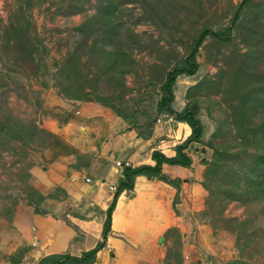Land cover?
Returning a JSON list of instances; mask_svg holds the SVG:
<instances>
[{"label":"rangeland","instance_id":"obj_1","mask_svg":"<svg viewBox=\"0 0 264 264\" xmlns=\"http://www.w3.org/2000/svg\"><path fill=\"white\" fill-rule=\"evenodd\" d=\"M108 1L123 22L111 40L98 22ZM205 29L198 68L177 76L171 101L176 111L193 108L204 129L185 149L190 197L175 208L185 223L162 237L151 262L131 264H264V0H0V264L45 257L17 226L32 214L29 195L47 194L55 215L94 214L55 183L53 164L69 150L74 121L92 145L129 126L160 128L155 139L181 143L159 101L168 72L189 65ZM112 49L124 53L115 67ZM196 172L209 189L194 187Z\"/></svg>","mask_w":264,"mask_h":264},{"label":"crops","instance_id":"obj_2","mask_svg":"<svg viewBox=\"0 0 264 264\" xmlns=\"http://www.w3.org/2000/svg\"><path fill=\"white\" fill-rule=\"evenodd\" d=\"M84 121H88L86 117ZM74 122V132L66 131L68 142L63 141L64 150H69L53 164L55 183L64 199L88 200L92 206L88 205L87 209L90 207L94 214L84 217L72 210L65 217L55 215L54 209L48 207L47 194L40 192L43 199L38 210L33 205L32 214L17 223L22 237L36 243L32 250L38 257L62 253L79 256L94 248L102 240L107 210L124 177L125 167L155 165L152 152L156 149L168 157L176 155L174 140L155 139L160 128H155L154 135L152 133L148 138L142 137L139 130L131 126L122 133L112 128L109 138L97 146L89 140H82L83 133L87 138L90 131L83 130V124L78 120ZM174 125V133L183 137L179 143L183 142L191 134V127L182 121H175ZM117 160H122V165H117ZM189 172L188 166L165 162L162 174L166 179L136 175L133 189H124L117 199L106 245L99 249L92 264H131L140 258L151 262L157 257V244L162 237H166L172 228L181 227L180 223H185L184 215H179L175 208L184 210L190 197L187 192V186L192 185L187 181ZM196 174L193 185L201 189L200 174ZM180 180L184 181L179 192L180 186L176 183ZM112 185L114 190L110 189ZM177 193L181 195L180 202H176Z\"/></svg>","mask_w":264,"mask_h":264},{"label":"trees","instance_id":"obj_3","mask_svg":"<svg viewBox=\"0 0 264 264\" xmlns=\"http://www.w3.org/2000/svg\"><path fill=\"white\" fill-rule=\"evenodd\" d=\"M117 7L116 4L113 1H108L105 4H102L99 12H98V22L101 25H106L105 30L107 31L108 38H105L106 40H111V34L113 35L118 33L121 30V26L123 25V22L118 19L117 13H116ZM227 31H221L220 34H218V37H226L228 34ZM209 30L205 29L202 31L199 35V37L195 40V44L193 49L191 50V53L187 57V65L183 66H175L173 69H171L168 72L167 80L164 83V88L166 93H164L159 101V110L162 112H166L168 115H174L175 119L177 121L186 122L191 127V134L187 139H185L183 142L178 144L176 146V155L173 157L166 156L162 151L156 149L152 152V159L155 160V165H149V164H142L140 166H126L124 169V177L120 180V183L118 185V189L114 195V198L112 200V203L110 204L108 210H107V216L103 224V230H102V240L99 241L96 246L88 251H84L81 255H72L70 253H62V254H50L42 258L40 261V264H92L95 261L96 254L106 245V240L108 238V235L111 230V220H112V212L114 210V207L116 205L117 199L120 195V193L124 189H133L134 187V181L135 177L138 174H146L150 177L156 176L161 179H166V176L162 174V165L163 163H170V164H179L184 166H189V164L192 162V158L190 155L185 153V149L189 147V144L194 140H199L204 129L203 124L196 116L195 110L191 107H186L182 111H176L175 108L171 105L172 97H173V85L176 81V78L180 74H194L195 71L198 68V64L195 59V54L198 50V46L203 42L205 36L209 34ZM109 34V35H108ZM110 36V37H109ZM106 51V50H105ZM106 55L111 56V67H115L116 63H118L121 58L124 56V53L122 50H108L106 51ZM123 73L126 71V69H121ZM88 92H85L83 95L86 96ZM76 95V93H75ZM253 95L249 93L247 96H244V102L243 105L248 104V100L251 99ZM249 119V118H248ZM262 127L264 128V122L262 123ZM32 130V132H31ZM35 130V126H31V129H25L27 133H33ZM255 133H259V128H255ZM264 131V130H263ZM5 134L12 135V136H20L17 132L12 133L10 132L9 128L5 131H3ZM153 132V127L150 126L148 128L146 133H143L141 131L140 135L144 138H148ZM50 133V132H49ZM53 135V134H52ZM177 186V183H176ZM203 186L207 189H209L207 184H203ZM258 187V185H257ZM261 190V188H260ZM36 192V191H34ZM30 204H33L36 206L35 210H38V205L41 203L43 196L41 194H37V198L34 195L28 196ZM71 225L78 230V227L71 223Z\"/></svg>","mask_w":264,"mask_h":264},{"label":"built area","instance_id":"obj_4","mask_svg":"<svg viewBox=\"0 0 264 264\" xmlns=\"http://www.w3.org/2000/svg\"><path fill=\"white\" fill-rule=\"evenodd\" d=\"M117 165H122V160H117ZM126 163V162H125ZM110 189H112V190H114L115 189V187L112 185V186H110Z\"/></svg>","mask_w":264,"mask_h":264}]
</instances>
